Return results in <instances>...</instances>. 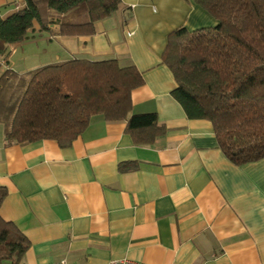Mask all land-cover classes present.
Segmentation results:
<instances>
[{
  "label": "crops",
  "instance_id": "crops-1",
  "mask_svg": "<svg viewBox=\"0 0 264 264\" xmlns=\"http://www.w3.org/2000/svg\"><path fill=\"white\" fill-rule=\"evenodd\" d=\"M24 5L0 0V17ZM216 23L195 0H121L93 35L37 23L35 38L10 45L9 68L20 74L78 57L134 64L144 84L133 90V113L156 112L165 127L139 144L125 120L96 116L62 147L54 139L7 143L0 121V185L8 190L0 214L31 244L23 264H264V158L233 163L212 123L189 118L174 98L177 81L163 61L171 32ZM38 40L40 49H27ZM29 51L37 58L26 61Z\"/></svg>",
  "mask_w": 264,
  "mask_h": 264
},
{
  "label": "trees",
  "instance_id": "trees-1",
  "mask_svg": "<svg viewBox=\"0 0 264 264\" xmlns=\"http://www.w3.org/2000/svg\"><path fill=\"white\" fill-rule=\"evenodd\" d=\"M217 23L169 34L163 61L177 81L172 95L191 119H207L235 164L264 158V0H195ZM121 0H25L0 17V58L15 103L0 110L7 143L54 139L69 147L96 116L125 120L135 142L165 131L156 112L133 113V90L144 84L134 64L116 58H72L20 74L9 68L10 45L33 39L35 25L64 36L93 35ZM16 86V88H15ZM124 167V166H123ZM8 195L0 185V209ZM30 242L0 214V264H23Z\"/></svg>",
  "mask_w": 264,
  "mask_h": 264
},
{
  "label": "rangeland",
  "instance_id": "rangeland-1",
  "mask_svg": "<svg viewBox=\"0 0 264 264\" xmlns=\"http://www.w3.org/2000/svg\"><path fill=\"white\" fill-rule=\"evenodd\" d=\"M36 37V35H35ZM34 37V38H35ZM41 45H44V42H41L40 40L38 41H35V43H28L26 45L27 49H32V47H36L37 49H40L41 48ZM21 46H17V54L15 55V57H13V59L15 60V62H18L19 64L21 63L19 60H16L17 57L22 56L23 55V50H22V47L20 48ZM29 54L31 55L30 57L27 58L26 61H30V60H33V59H36L38 55H35L36 53L34 52H30L29 51ZM29 56V55H27ZM1 88H0V110L2 111H5V109H8L9 105H12L15 103V100H16V95L14 94L15 93V89H14V86L7 82V80H4L1 82ZM16 88V86H15Z\"/></svg>",
  "mask_w": 264,
  "mask_h": 264
},
{
  "label": "built area",
  "instance_id": "built-area-1",
  "mask_svg": "<svg viewBox=\"0 0 264 264\" xmlns=\"http://www.w3.org/2000/svg\"><path fill=\"white\" fill-rule=\"evenodd\" d=\"M3 66H4V62L0 58V68H2ZM107 264H145V263L132 261V260H128V259H123V260H112Z\"/></svg>",
  "mask_w": 264,
  "mask_h": 264
}]
</instances>
